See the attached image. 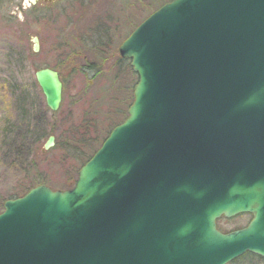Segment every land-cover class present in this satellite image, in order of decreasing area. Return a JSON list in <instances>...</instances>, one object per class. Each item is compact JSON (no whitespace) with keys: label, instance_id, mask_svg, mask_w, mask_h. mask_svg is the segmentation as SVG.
<instances>
[{"label":"water","instance_id":"water-1","mask_svg":"<svg viewBox=\"0 0 264 264\" xmlns=\"http://www.w3.org/2000/svg\"><path fill=\"white\" fill-rule=\"evenodd\" d=\"M119 55L138 76L128 118L73 189L39 185L4 203L0 264L264 260V0H173ZM35 78L58 112L60 73ZM246 214L247 227L218 230Z\"/></svg>","mask_w":264,"mask_h":264},{"label":"rangeland","instance_id":"rangeland-1","mask_svg":"<svg viewBox=\"0 0 264 264\" xmlns=\"http://www.w3.org/2000/svg\"><path fill=\"white\" fill-rule=\"evenodd\" d=\"M27 1L0 0V202L29 186L38 174L47 178L42 185L54 191L70 190L68 185L71 187L78 179L77 174L71 176L72 182L68 178L76 165L65 161L66 152L61 148L81 145L80 138L89 147L92 140L108 137L128 117L134 101V89L129 84L137 78L117 72L119 46L166 2L89 0L90 6L85 8L64 0L33 9L25 5ZM97 22L107 24L112 44L99 47L96 54L100 59L96 62L94 50L81 39L90 40V31ZM35 37L40 45L38 53L34 52ZM90 63H96L93 68L99 72L90 70ZM43 68L61 75L63 99L56 113L47 108L36 82L35 73ZM27 125L31 130L27 140L35 141L33 133L37 129L35 135L46 136L38 150L50 152L45 158H36L35 170L16 167L4 152L8 139L26 131ZM50 137L55 138V146L45 151ZM250 220L249 215L231 221L221 219L218 229L229 233L246 227Z\"/></svg>","mask_w":264,"mask_h":264},{"label":"trees","instance_id":"trees-1","mask_svg":"<svg viewBox=\"0 0 264 264\" xmlns=\"http://www.w3.org/2000/svg\"><path fill=\"white\" fill-rule=\"evenodd\" d=\"M61 1H64V0H61ZM61 1H59V2H61ZM67 1L69 2L70 5L75 4V5H79L81 7H85V8H89V6H90L87 4V3H89L88 2L89 0H67ZM33 9H37V6H33ZM95 26H94L95 28H93V30L90 31V34H91L90 38H89L90 40H85L84 38H82L81 42L86 47H89V48L94 50L93 56H94L95 61L97 62L100 59V57L98 54H96V51L99 49L100 46L106 47L110 43L111 34H110V30H109L107 24H105L104 22H97V24ZM110 44H112V42ZM113 45H114V42H113ZM111 50L113 52L114 47H113V49L111 48ZM95 64L96 63H90L89 69L90 70L93 69L97 73L98 70L93 68V66ZM115 67H116L118 73L133 76L134 78L135 77L137 78V81H135V79H134L135 82L133 81L132 83L130 82V84H129V88L133 90L134 86L138 82V77L132 71V68L130 66V62L128 60L123 59V58H119L117 60ZM39 119L42 121L41 117H39ZM26 127H27L26 131L18 132V133H16V135L14 137L8 139L7 145L6 144L4 145V152H5V156L8 159V161H11L14 165H16V167L21 168L22 170H25L28 168H30V170L32 168H33V170H35L37 167V165L35 163L36 158L37 157L45 158L48 154H50V152L44 153V152H40V150H38L40 147V142L46 136L43 135V137H41L39 135H35L38 131L37 129H36V133H33V136L36 137V139H34L35 141L30 142L27 140V137H28L31 130H30V128H28V125ZM111 132H112V130L109 132V134L107 136H109ZM107 138L108 137L103 138V139H101V141L100 140H92L94 143H93V145H91L89 147L85 146L86 142H85L84 138H80V139H78V141L81 142V145L79 144L78 146H76L74 148H72L70 146V148H69V144H68V148L65 146H63L61 148L63 151L66 152V155L64 156L65 161L74 162V164L76 165V169L75 170L73 169V171L70 173V175L68 177L71 180L70 182H72L71 176L73 174L78 175L80 169L85 164H87V162L90 161V159L100 149V147L102 146V144L104 143V141ZM30 170H29V172H30ZM46 182H48L46 176L43 174H38L36 176V178L31 181L29 186H23V188H21V190L16 192V194L10 195L0 202V213L4 210V203L6 201L18 199V198L24 196L30 189L37 187L39 185L45 184ZM76 182H77V180L72 183L73 185L71 187H70V185H68V188L70 190L73 189L74 186L76 185ZM229 221H231V220H229ZM231 264H264V260H262L261 258H259L257 256H254L252 254H246V255L242 256L241 258L235 260Z\"/></svg>","mask_w":264,"mask_h":264},{"label":"flooded vegetation","instance_id":"flooded-vegetation-1","mask_svg":"<svg viewBox=\"0 0 264 264\" xmlns=\"http://www.w3.org/2000/svg\"><path fill=\"white\" fill-rule=\"evenodd\" d=\"M173 0H166V2H165V4H167V3H170V2H172ZM57 2H53V1H51V0H37V2H36V4H33L34 6H39V5H41L40 7H45V5H47V6H51V5H53V4H56ZM164 4V5H165ZM248 225V224H247Z\"/></svg>","mask_w":264,"mask_h":264}]
</instances>
